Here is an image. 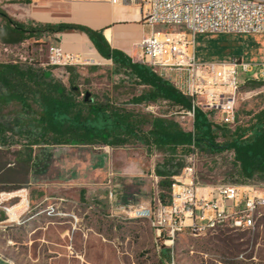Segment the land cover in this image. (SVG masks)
<instances>
[{
  "label": "rangeland",
  "instance_id": "obj_1",
  "mask_svg": "<svg viewBox=\"0 0 264 264\" xmlns=\"http://www.w3.org/2000/svg\"><path fill=\"white\" fill-rule=\"evenodd\" d=\"M68 1L72 0H0V27L8 20L59 23L56 6ZM52 37V33L40 31L17 43L0 38V63L33 64L69 87L70 79L76 78L74 87L80 90V98L88 92V99L109 101L141 115L167 113L185 130L192 129V120L164 101L133 103V97L146 87L111 60L53 65L49 54ZM197 54L203 62L243 59L252 64L250 71L239 70L237 123L231 128L253 124L264 109V33L201 34L197 36ZM132 59L141 62L138 54ZM19 111L16 102L2 104L0 122L10 125ZM207 116L219 126L225 125L215 112ZM13 139V145H3L0 140V194L17 192L21 196L0 198V264H264V208L250 229L222 226L197 235L184 233L173 241L158 238L147 220L129 214L130 205H153L159 198L160 178L154 169L164 154L157 149L149 153L139 142L123 147L34 146V157L41 156L38 174L46 180L35 183L30 180V168L35 172L36 165L24 161L29 148L19 136ZM194 151L199 185L231 184L237 178L233 152L211 153L199 147ZM90 153L110 157L111 169L104 179L83 186L66 181L56 168L66 159L81 161ZM254 185L261 188L258 194L264 193V181ZM143 194L149 196L150 203H142ZM25 198L29 203L25 211L17 222L10 221L7 208Z\"/></svg>",
  "mask_w": 264,
  "mask_h": 264
},
{
  "label": "trees",
  "instance_id": "obj_2",
  "mask_svg": "<svg viewBox=\"0 0 264 264\" xmlns=\"http://www.w3.org/2000/svg\"><path fill=\"white\" fill-rule=\"evenodd\" d=\"M40 31L86 33L103 58L111 60L146 87L133 97V103L164 101L179 111L191 109L190 97L148 65L113 48L100 30L77 23H36L32 20L24 24L8 20L0 27V38L4 42L17 43ZM75 82L76 78H71L69 87L51 72L33 64L0 63V106L10 102L20 106L10 125L0 122L2 144H16L14 136L22 138L29 148L24 159L29 164L35 158L34 146L89 144L123 147L139 142L149 153L157 149L164 154L162 161L155 166V174L160 178L159 198L163 203L171 202L174 177L186 166V158L194 147L211 153L233 152L237 178L231 184L254 185L264 181V109L253 124L234 129L226 124L219 126L208 118L206 112L197 109L193 130H185L167 113L141 115L109 101L80 98L81 92L74 87ZM8 132L11 137L7 136ZM219 137L223 139L220 141Z\"/></svg>",
  "mask_w": 264,
  "mask_h": 264
},
{
  "label": "built area",
  "instance_id": "obj_3",
  "mask_svg": "<svg viewBox=\"0 0 264 264\" xmlns=\"http://www.w3.org/2000/svg\"><path fill=\"white\" fill-rule=\"evenodd\" d=\"M98 1L129 5L150 26L139 43L141 62L192 99L191 109L180 111L192 120L191 130L197 109L215 112L230 127L237 123L239 70L250 71L252 64L243 59L200 61L196 38L201 34L264 33V0ZM49 54L51 63L58 66L79 65L86 59L58 44L49 45ZM196 157L193 150L174 177L170 203L158 198L153 205H130L129 214L147 220L156 236L166 241L222 226L252 228L264 208V193L257 190L261 188L253 184L201 186L196 180Z\"/></svg>",
  "mask_w": 264,
  "mask_h": 264
},
{
  "label": "crops",
  "instance_id": "obj_4",
  "mask_svg": "<svg viewBox=\"0 0 264 264\" xmlns=\"http://www.w3.org/2000/svg\"><path fill=\"white\" fill-rule=\"evenodd\" d=\"M56 11V22L77 23L88 26L94 30H100L113 48L124 51L131 58H135L137 54L140 56L141 49L139 43L142 37L148 34L151 30L150 26L143 23L141 15H139L133 7L126 4L115 5L107 1L98 0H72L68 1L65 5H57ZM107 33H109L112 40L109 39ZM52 35L51 44L61 45L66 51L82 54L84 57L89 50L97 51L86 33L79 31H64ZM40 160L41 156H38L33 158L30 163L34 164V162H36L39 165ZM110 163L111 160L108 155L104 153L98 155L90 153L81 161L76 158L75 160L73 158L72 160L66 159L64 164H58L56 165V168L59 169V172L62 175H65L63 177L67 178L66 181H76L82 183L83 186H87L95 179H104L111 169ZM38 165H36L35 172L30 168V180L35 183L46 181L39 176L38 171L40 168ZM125 172H128V170ZM63 177L60 179L62 182L65 180ZM8 194L18 195L14 197L6 196L4 197L5 200H10L16 197L19 198L21 196L17 192ZM22 194V196L25 197V193ZM155 197L158 198V195H155ZM142 203H150L149 196L143 194ZM28 204V200L25 198L22 202L15 203L11 206L19 207L18 217L14 219L11 218L9 208H7L9 220L17 222Z\"/></svg>",
  "mask_w": 264,
  "mask_h": 264
},
{
  "label": "bare ground",
  "instance_id": "obj_5",
  "mask_svg": "<svg viewBox=\"0 0 264 264\" xmlns=\"http://www.w3.org/2000/svg\"><path fill=\"white\" fill-rule=\"evenodd\" d=\"M37 14V13H36ZM39 15V13H38ZM107 36L109 37V39H111V36L109 35V33H107ZM112 40V39H111ZM86 59L90 62H96L98 59H103L105 60V58H103L96 50H89L86 54ZM18 194H8V193H2L0 194V198L4 199V197L6 196H9V197H14ZM26 203V201H25ZM18 209L19 207L18 206H15V207H11L9 208V212H10V215H11V218L14 219V218H17L18 217Z\"/></svg>",
  "mask_w": 264,
  "mask_h": 264
},
{
  "label": "water",
  "instance_id": "obj_6",
  "mask_svg": "<svg viewBox=\"0 0 264 264\" xmlns=\"http://www.w3.org/2000/svg\"><path fill=\"white\" fill-rule=\"evenodd\" d=\"M1 14L4 15L3 13H1ZM89 95H90V94L87 92V93H86V97H85L86 100L88 99Z\"/></svg>",
  "mask_w": 264,
  "mask_h": 264
}]
</instances>
